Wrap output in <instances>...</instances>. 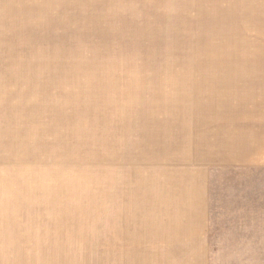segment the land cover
<instances>
[{
	"label": "clouds",
	"instance_id": "9594fccd",
	"mask_svg": "<svg viewBox=\"0 0 264 264\" xmlns=\"http://www.w3.org/2000/svg\"><path fill=\"white\" fill-rule=\"evenodd\" d=\"M218 86L264 167V0H0V264H264V220L213 219Z\"/></svg>",
	"mask_w": 264,
	"mask_h": 264
},
{
	"label": "rangeland",
	"instance_id": "374dc122",
	"mask_svg": "<svg viewBox=\"0 0 264 264\" xmlns=\"http://www.w3.org/2000/svg\"><path fill=\"white\" fill-rule=\"evenodd\" d=\"M194 43L198 48L207 51L206 37H197ZM169 44L175 49L174 55H184L186 38L183 36H173L169 41L164 34L154 33L143 41L145 50L157 60H163L164 50ZM222 87L218 86L217 92L212 94V102L199 109L195 120L197 142L202 141L211 150L210 155L198 152V156L210 160L215 170L211 183L213 219L217 229L235 224L239 220L255 221L259 226L264 220V167H244L236 163V142L230 141L229 137H241L244 130L251 125L237 118L241 115V110L236 107L239 96L224 93L222 99L219 91ZM261 132H264V128Z\"/></svg>",
	"mask_w": 264,
	"mask_h": 264
},
{
	"label": "crops",
	"instance_id": "0c3cea01",
	"mask_svg": "<svg viewBox=\"0 0 264 264\" xmlns=\"http://www.w3.org/2000/svg\"><path fill=\"white\" fill-rule=\"evenodd\" d=\"M257 126H259V125H257ZM243 136V133H242V135H241V137Z\"/></svg>",
	"mask_w": 264,
	"mask_h": 264
},
{
	"label": "bare ground",
	"instance_id": "6f19581e",
	"mask_svg": "<svg viewBox=\"0 0 264 264\" xmlns=\"http://www.w3.org/2000/svg\"><path fill=\"white\" fill-rule=\"evenodd\" d=\"M226 155V154H225ZM233 156V155H232Z\"/></svg>",
	"mask_w": 264,
	"mask_h": 264
}]
</instances>
